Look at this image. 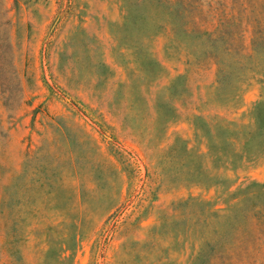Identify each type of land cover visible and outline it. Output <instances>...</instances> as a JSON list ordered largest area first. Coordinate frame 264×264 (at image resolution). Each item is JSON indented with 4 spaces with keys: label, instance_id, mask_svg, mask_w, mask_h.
<instances>
[{
    "label": "rangeland",
    "instance_id": "obj_1",
    "mask_svg": "<svg viewBox=\"0 0 264 264\" xmlns=\"http://www.w3.org/2000/svg\"><path fill=\"white\" fill-rule=\"evenodd\" d=\"M263 6L0 0V264H264Z\"/></svg>",
    "mask_w": 264,
    "mask_h": 264
},
{
    "label": "trees",
    "instance_id": "obj_2",
    "mask_svg": "<svg viewBox=\"0 0 264 264\" xmlns=\"http://www.w3.org/2000/svg\"><path fill=\"white\" fill-rule=\"evenodd\" d=\"M251 6L253 5V2H251L250 4ZM264 7V6H263ZM260 15V14H259ZM264 22V16L260 17L258 16L256 18V23L258 25L259 28H257L253 33H254V36L251 40V42H255V41H258V44H264V32L261 31L263 30L264 28H262L261 25L262 23ZM200 264H203V257L200 258Z\"/></svg>",
    "mask_w": 264,
    "mask_h": 264
}]
</instances>
